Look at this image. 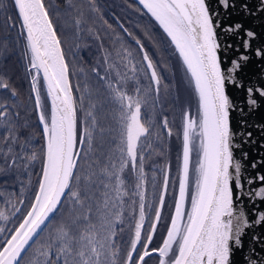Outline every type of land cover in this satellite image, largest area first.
I'll return each instance as SVG.
<instances>
[{
    "label": "snow or ice",
    "instance_id": "1",
    "mask_svg": "<svg viewBox=\"0 0 264 264\" xmlns=\"http://www.w3.org/2000/svg\"><path fill=\"white\" fill-rule=\"evenodd\" d=\"M115 6L0 0V264H264V156L232 126L264 107V0ZM173 57L197 100L175 165Z\"/></svg>",
    "mask_w": 264,
    "mask_h": 264
},
{
    "label": "water",
    "instance_id": "2",
    "mask_svg": "<svg viewBox=\"0 0 264 264\" xmlns=\"http://www.w3.org/2000/svg\"><path fill=\"white\" fill-rule=\"evenodd\" d=\"M213 3H215V0H213ZM258 24H260L259 20L249 19L247 21V26L256 27V30L258 32L264 33V27H257ZM245 72L247 73V75L250 76H258L259 74L264 72V66H261L259 62L255 58H253V60L249 63L248 67L245 69ZM228 93L233 99V101L236 103L241 102L244 98V92L242 90H237L232 86L228 87ZM242 118L247 121V124L249 126H251L250 130L253 132V138L257 141L255 145L246 144L243 146L242 149L243 151L249 153V161H251L252 159L258 158L259 156H264V148L260 147L261 144H264V131H261V128L257 127V125L264 126V107H260L257 111H254L251 114L247 113V110H245V113L243 114L239 112H233L232 126L234 130H240V121ZM237 155H240V153L237 152ZM249 235H251V233H249ZM247 240L248 238L246 237L245 248L248 247ZM240 258L241 253H237L234 259L239 262Z\"/></svg>",
    "mask_w": 264,
    "mask_h": 264
},
{
    "label": "rangeland",
    "instance_id": "3",
    "mask_svg": "<svg viewBox=\"0 0 264 264\" xmlns=\"http://www.w3.org/2000/svg\"><path fill=\"white\" fill-rule=\"evenodd\" d=\"M117 4V3H116ZM109 7L113 12H120V9L114 4L112 5L110 3ZM3 17L0 16V25H2ZM5 33V29L0 26V37H3ZM171 69L173 71H170L169 75L173 79V88H172V98L177 100V104L173 111L170 113V121H172V118L174 117V122L176 124L175 127V135H173V138L171 139L172 142L167 145H165L166 148H168L170 152V157L172 160L173 165L176 164V155L178 153V149L180 146V139L178 138L181 136L182 132V122H183V111H184V106L186 104L190 105V110L193 114L197 112V101L193 95L192 92H190L191 88L187 83V79L185 77V74L182 72L181 69L178 68V70L173 68V61H170ZM181 67V66H179ZM186 79V83L183 84V79ZM73 81L75 82V77L73 78ZM183 86V88H181ZM190 89V90H189ZM192 91V90H191ZM176 118V119H175ZM169 152H166L165 155V160L169 158ZM163 162V161H162ZM195 163V156H193V164Z\"/></svg>",
    "mask_w": 264,
    "mask_h": 264
},
{
    "label": "flooded vegetation",
    "instance_id": "4",
    "mask_svg": "<svg viewBox=\"0 0 264 264\" xmlns=\"http://www.w3.org/2000/svg\"><path fill=\"white\" fill-rule=\"evenodd\" d=\"M49 2H51V3H53V4H55V5H60V6H63V3H64V0H49ZM99 3H100V5H101V7L102 8H104L105 9V11H106V13H108V12H113L112 10H111V8L109 7V5H110V3L113 5L114 4V6L115 5H117L118 3H120V0H99ZM117 3V4H116ZM70 34V33H69ZM70 44H71V42H70ZM66 50H67V46H66ZM80 55H82L83 56V58L85 59V60H89V59H91L92 58V54L90 53V50H87V49H85L82 53H78V57L80 56ZM69 60L74 64V65H76V67L78 68L79 67V65L78 64H76V61H73L72 60V57H71V55L69 54ZM172 61H173V68H175V70L177 69L178 70V68L179 69H181L182 70V72L184 73V71H183V68H182V65L180 64V62H179V60H178V58H176V57H173L172 58ZM179 66H181V67H179ZM74 82V81H73ZM186 83V79L184 78L183 79V84H185ZM181 88H183V86H181ZM190 90V89H189ZM192 90V89H191ZM190 90V92H192L193 93V95H194V97H195V94H194V92H193V90L191 91ZM195 99H196V97H195ZM176 119V118H175ZM172 126H173V132H174V135H175V127H176V124H175V122H174V117L172 118ZM171 142H172V140H171ZM170 142V143H171ZM168 144H169V142H167L166 143V145L168 146ZM161 231H162V229H161ZM159 240H160V236L158 235L156 238H155V242H156V244H158L159 243ZM149 264H156V260L153 258V259H151V260H149Z\"/></svg>",
    "mask_w": 264,
    "mask_h": 264
},
{
    "label": "trees",
    "instance_id": "5",
    "mask_svg": "<svg viewBox=\"0 0 264 264\" xmlns=\"http://www.w3.org/2000/svg\"><path fill=\"white\" fill-rule=\"evenodd\" d=\"M13 16L15 15L14 13H11ZM10 62H14L16 60L15 56H12L9 58ZM23 96L26 97V89L22 90Z\"/></svg>",
    "mask_w": 264,
    "mask_h": 264
}]
</instances>
